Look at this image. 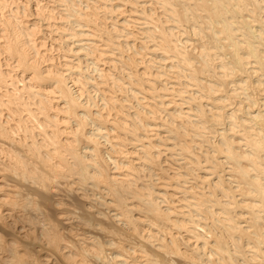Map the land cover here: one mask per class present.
<instances>
[{"label": "bare ground", "instance_id": "bare-ground-1", "mask_svg": "<svg viewBox=\"0 0 264 264\" xmlns=\"http://www.w3.org/2000/svg\"><path fill=\"white\" fill-rule=\"evenodd\" d=\"M264 0H0V264H264Z\"/></svg>", "mask_w": 264, "mask_h": 264}, {"label": "snow or ice", "instance_id": "snow-or-ice-1", "mask_svg": "<svg viewBox=\"0 0 264 264\" xmlns=\"http://www.w3.org/2000/svg\"><path fill=\"white\" fill-rule=\"evenodd\" d=\"M262 7H264V4H262ZM16 264H20V262H16ZM24 264H37V262L36 261H29V262H24ZM52 264H66V261L61 260V259L53 260ZM76 264H95V262L94 261L81 262V261L77 260ZM118 264H124V261L122 258L120 261H118ZM154 264H168V261L161 259L158 262H154Z\"/></svg>", "mask_w": 264, "mask_h": 264}]
</instances>
